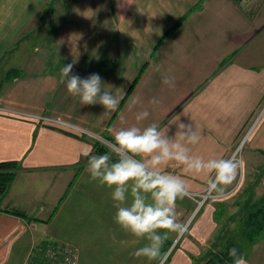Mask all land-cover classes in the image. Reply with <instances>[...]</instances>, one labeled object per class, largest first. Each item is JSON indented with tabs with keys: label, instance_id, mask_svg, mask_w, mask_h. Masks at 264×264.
I'll list each match as a JSON object with an SVG mask.
<instances>
[{
	"label": "crops",
	"instance_id": "crops-1",
	"mask_svg": "<svg viewBox=\"0 0 264 264\" xmlns=\"http://www.w3.org/2000/svg\"><path fill=\"white\" fill-rule=\"evenodd\" d=\"M67 64L81 78L98 73L121 98L117 108L105 117L102 105H81L60 82ZM165 75L175 88L162 83ZM169 94H176L170 103ZM258 99L264 102V0H0V162L18 164L0 201V264L38 260L49 243L75 247L79 264H156L131 255L146 241L115 222L113 189L91 180L82 152L100 155L95 144H114L120 128L159 124L168 107L185 109L180 122L200 130ZM143 110L150 115L137 122ZM201 133L186 145L190 153L217 158L215 137ZM229 148L220 146L218 158ZM253 152L260 161L252 187L264 199V132ZM174 165L166 171L189 186L177 201L187 231L164 242L167 264H233V247L248 264H264V224L247 223L264 206L257 192L245 193L246 182L236 193L229 185L204 205L196 197L207 177Z\"/></svg>",
	"mask_w": 264,
	"mask_h": 264
},
{
	"label": "clouds",
	"instance_id": "clouds-1",
	"mask_svg": "<svg viewBox=\"0 0 264 264\" xmlns=\"http://www.w3.org/2000/svg\"><path fill=\"white\" fill-rule=\"evenodd\" d=\"M60 78L67 92L78 97L81 105H102L105 111L101 116L106 117L120 102L121 98L104 87L106 84L98 73L81 78L73 73V64H67L62 67ZM162 83L170 88L176 86L175 78L169 75L163 77ZM137 102L138 98L133 104ZM149 103L157 105L160 101L153 98ZM149 115V111L143 110L135 119L140 122ZM172 124L178 128L174 137L167 134L168 127L164 131L157 123L143 128L133 125L115 131L111 154L92 155L90 149L82 152L88 158L91 180L113 189L115 222L135 242L146 241L131 255L156 264H167L168 253L162 248L169 234L182 236L187 231V224L179 220L177 201L188 195L189 186L181 176L166 171L168 166L174 162L185 173L204 174L208 191L222 194L236 180L242 164L235 157L205 160L193 156L186 145L197 144L201 131L190 123L180 122L179 115ZM113 154L117 157L115 161ZM228 255L233 264H248L235 247L229 249Z\"/></svg>",
	"mask_w": 264,
	"mask_h": 264
},
{
	"label": "rangeland",
	"instance_id": "rangeland-1",
	"mask_svg": "<svg viewBox=\"0 0 264 264\" xmlns=\"http://www.w3.org/2000/svg\"><path fill=\"white\" fill-rule=\"evenodd\" d=\"M175 95L176 94H169L167 96V102L170 103L172 100H174ZM191 99L192 98H189L187 99V101H190ZM260 102L262 101H259L258 99L256 103L251 102L247 104L248 107L246 109L233 110V115H231V118H229V116L227 115L224 117L223 116L216 117L215 125L199 127L201 131L207 130L209 131L211 137L212 136L215 137L216 140L215 154L217 159L220 156L219 154H221L222 152L220 150V146H221L224 147V149L226 150H229L230 149L229 147H232V151L226 159L235 157L238 161H242L241 167L238 169L237 178L230 185L233 193H236L240 188V186L246 182V184H248L249 186H248V191H246L245 193L249 195L252 191L255 190L254 186L252 187V183H256V181L259 182V161H260L259 153L253 152V148L257 140H259V133L261 135L264 132V126L262 127L264 123V102H262L261 104ZM262 107L263 109H261ZM169 108L170 107H168V109ZM168 109H167V116L165 117V119L161 120V122L158 125H160L161 129L164 131H167V127L168 129L170 128L173 134L175 135V133L177 132L176 130L178 128L174 127L175 124L172 123L174 122L175 118L178 115L180 116V119L184 118L185 109L184 110L182 109L168 110ZM217 113L221 114L219 111H217ZM104 146L111 151L114 147V144L105 141ZM112 156L115 155L113 154ZM198 157H201L205 160L212 159L206 156L205 153L203 156L202 152H199ZM174 167H176V169H179V171L180 169H183L182 166L177 167L176 165H174ZM207 192L208 189L201 192L196 197L199 200H202L204 205L206 204V202H208V200L212 199L214 196L213 192L205 196ZM255 192H257L259 196L258 201L259 203H261V201L264 200L261 198L262 194L259 195V190L258 191L255 190ZM255 196L256 194L254 196H252V194L250 195V197L252 198H254ZM262 202L264 203V201ZM248 205H251V203H249ZM261 207L262 209L264 208V206ZM257 210H259V207H257ZM262 211H264V209ZM189 231H191V229Z\"/></svg>",
	"mask_w": 264,
	"mask_h": 264
},
{
	"label": "trees",
	"instance_id": "trees-1",
	"mask_svg": "<svg viewBox=\"0 0 264 264\" xmlns=\"http://www.w3.org/2000/svg\"><path fill=\"white\" fill-rule=\"evenodd\" d=\"M143 70L139 73V76L136 79V82L139 80L141 74L143 73ZM135 82V83H136ZM135 85V84H134ZM134 85L131 86L129 92L127 93L125 99L129 96L131 91L133 90ZM108 148L104 145H101L100 143L95 144V151L101 154H106L108 152ZM117 159L116 156H112V160L115 161ZM18 164L15 161H7V162H0V201L2 197L7 193L8 189L10 188L11 184L15 180L16 172H17ZM262 207L259 208V210H256L248 215L247 217V223L248 227H252L254 229L256 227V224L259 225V230L262 229L264 224V211L261 210ZM13 213L22 216L24 218H29L28 215L21 211H12ZM258 217V220H257ZM31 220H39L36 218H31ZM41 221V220H40ZM47 222V221H44ZM251 229V228H250Z\"/></svg>",
	"mask_w": 264,
	"mask_h": 264
},
{
	"label": "built area",
	"instance_id": "built-area-1",
	"mask_svg": "<svg viewBox=\"0 0 264 264\" xmlns=\"http://www.w3.org/2000/svg\"><path fill=\"white\" fill-rule=\"evenodd\" d=\"M39 252L38 260L26 264H79V252L69 244L49 243Z\"/></svg>",
	"mask_w": 264,
	"mask_h": 264
},
{
	"label": "bare ground",
	"instance_id": "bare-ground-1",
	"mask_svg": "<svg viewBox=\"0 0 264 264\" xmlns=\"http://www.w3.org/2000/svg\"><path fill=\"white\" fill-rule=\"evenodd\" d=\"M209 193H210V192H209ZM209 193H208V194H209ZM208 194H205V196H207Z\"/></svg>",
	"mask_w": 264,
	"mask_h": 264
}]
</instances>
